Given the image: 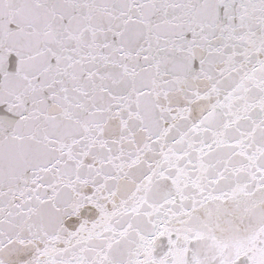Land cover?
Listing matches in <instances>:
<instances>
[{"label": "snow or ice", "instance_id": "1", "mask_svg": "<svg viewBox=\"0 0 264 264\" xmlns=\"http://www.w3.org/2000/svg\"><path fill=\"white\" fill-rule=\"evenodd\" d=\"M0 264H264V0H0Z\"/></svg>", "mask_w": 264, "mask_h": 264}]
</instances>
